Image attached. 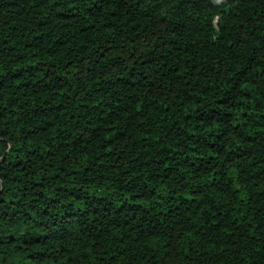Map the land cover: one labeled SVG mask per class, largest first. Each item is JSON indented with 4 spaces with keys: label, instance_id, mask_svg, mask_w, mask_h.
<instances>
[{
    "label": "trees",
    "instance_id": "obj_1",
    "mask_svg": "<svg viewBox=\"0 0 264 264\" xmlns=\"http://www.w3.org/2000/svg\"><path fill=\"white\" fill-rule=\"evenodd\" d=\"M0 264H264V0H0Z\"/></svg>",
    "mask_w": 264,
    "mask_h": 264
}]
</instances>
